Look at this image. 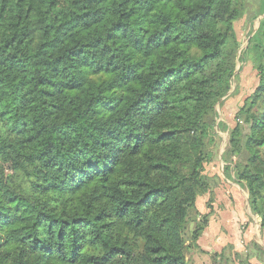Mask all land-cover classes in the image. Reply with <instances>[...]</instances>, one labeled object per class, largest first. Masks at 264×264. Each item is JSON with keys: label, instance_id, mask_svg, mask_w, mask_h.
Listing matches in <instances>:
<instances>
[{"label": "trees", "instance_id": "1", "mask_svg": "<svg viewBox=\"0 0 264 264\" xmlns=\"http://www.w3.org/2000/svg\"><path fill=\"white\" fill-rule=\"evenodd\" d=\"M260 1L238 58L246 0H0V264H191L223 132L264 234ZM239 60L257 86L218 122Z\"/></svg>", "mask_w": 264, "mask_h": 264}, {"label": "rangeland", "instance_id": "2", "mask_svg": "<svg viewBox=\"0 0 264 264\" xmlns=\"http://www.w3.org/2000/svg\"><path fill=\"white\" fill-rule=\"evenodd\" d=\"M247 15L235 24L236 33L241 43L238 52V58L241 57L242 52L247 48L250 32L256 28L258 20L251 22L257 11H260L262 1L260 0H246ZM35 44L39 39V32L33 27ZM244 60L242 63L239 60L237 64L235 75L238 80H234L230 92L223 98L218 105L217 111L219 113V120L231 123L235 119V114L243 105L245 99L252 94L257 86L256 73L250 62ZM222 103V107L220 106ZM223 139L219 140L215 148L214 162L206 166V173L210 176L216 177L213 180L215 188L214 200L211 202L209 198L200 197L197 205V212L203 214L206 207L212 210L214 215L222 214L225 221H229L228 228L231 236L228 238L234 242H238L240 253L236 259L237 262L228 261V264H264V234L261 232L260 219L255 217L248 205V192L242 187H238L240 191L237 193L231 191L227 184L222 183L219 174H223L222 154L226 149L229 141V135L226 132L222 133ZM217 174V175H216ZM212 205V208L209 207ZM212 214V215H213ZM194 224L191 225V230L194 229ZM252 236V241L245 240V236ZM251 240V239H250ZM256 242H255V241ZM247 244V245H246ZM254 244H259L261 249L255 247ZM235 246V245H233ZM229 253V252H227ZM236 253V252H234Z\"/></svg>", "mask_w": 264, "mask_h": 264}, {"label": "crops", "instance_id": "3", "mask_svg": "<svg viewBox=\"0 0 264 264\" xmlns=\"http://www.w3.org/2000/svg\"><path fill=\"white\" fill-rule=\"evenodd\" d=\"M219 177L221 181H224L222 183H226L231 191L238 194L240 189L234 181L233 175L231 177H226L223 174H219ZM203 197L209 198L208 195H205ZM198 201L199 200H197V205ZM210 212L211 210L206 207L203 214L201 212L200 214L208 215ZM219 215L220 216L214 214L211 215L208 227L205 229L202 236L197 241V249H195L194 247L193 250H190L187 253V260L191 264H228L229 260L237 262L236 259L238 257V253H240L241 251L239 250V248H236L239 244L237 241L234 242L228 238L229 236H231L230 229L228 228L227 223L229 221H225V218L222 216V214ZM251 235L249 234L248 236H245V240L249 242L252 241Z\"/></svg>", "mask_w": 264, "mask_h": 264}, {"label": "water", "instance_id": "4", "mask_svg": "<svg viewBox=\"0 0 264 264\" xmlns=\"http://www.w3.org/2000/svg\"><path fill=\"white\" fill-rule=\"evenodd\" d=\"M219 105V104H218ZM218 105H217V108H218Z\"/></svg>", "mask_w": 264, "mask_h": 264}]
</instances>
